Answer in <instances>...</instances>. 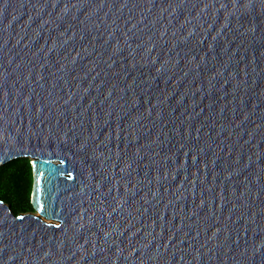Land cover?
I'll use <instances>...</instances> for the list:
<instances>
[{"label": "water", "instance_id": "1", "mask_svg": "<svg viewBox=\"0 0 264 264\" xmlns=\"http://www.w3.org/2000/svg\"><path fill=\"white\" fill-rule=\"evenodd\" d=\"M0 264H264V0H0Z\"/></svg>", "mask_w": 264, "mask_h": 264}, {"label": "trees", "instance_id": "2", "mask_svg": "<svg viewBox=\"0 0 264 264\" xmlns=\"http://www.w3.org/2000/svg\"><path fill=\"white\" fill-rule=\"evenodd\" d=\"M31 161L29 157H18L0 165V200L9 204L14 213L34 211Z\"/></svg>", "mask_w": 264, "mask_h": 264}, {"label": "rangeland", "instance_id": "3", "mask_svg": "<svg viewBox=\"0 0 264 264\" xmlns=\"http://www.w3.org/2000/svg\"><path fill=\"white\" fill-rule=\"evenodd\" d=\"M32 197V196H31Z\"/></svg>", "mask_w": 264, "mask_h": 264}]
</instances>
